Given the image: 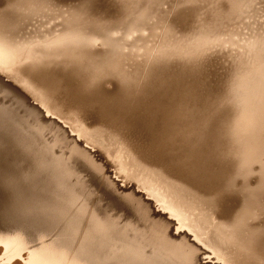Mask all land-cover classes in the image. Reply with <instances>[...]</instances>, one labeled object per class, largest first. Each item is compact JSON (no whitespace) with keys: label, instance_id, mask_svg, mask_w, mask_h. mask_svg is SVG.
Returning <instances> with one entry per match:
<instances>
[{"label":"rangeland","instance_id":"rangeland-1","mask_svg":"<svg viewBox=\"0 0 264 264\" xmlns=\"http://www.w3.org/2000/svg\"><path fill=\"white\" fill-rule=\"evenodd\" d=\"M2 1L0 78L108 158L99 157L115 183L149 197L145 200L180 226L190 242L196 238L204 263L264 264V0ZM78 91L82 98L74 96Z\"/></svg>","mask_w":264,"mask_h":264},{"label":"bare ground","instance_id":"bare-ground-1","mask_svg":"<svg viewBox=\"0 0 264 264\" xmlns=\"http://www.w3.org/2000/svg\"><path fill=\"white\" fill-rule=\"evenodd\" d=\"M2 1V0H1ZM4 1V0H3ZM2 1V2H3ZM85 1V0H84ZM87 1V0H86ZM85 1V2H86ZM100 1V0H99ZM103 1V0H102ZM147 1V0H146ZM156 1V0H155ZM6 2V1H5ZM84 2V6L86 3ZM90 2V1H89ZM95 1H93L94 3ZM101 2V1H100ZM104 2H107L104 0ZM139 2V1H138ZM148 2V1H147ZM151 2V1H150ZM190 2V1H189ZM196 2V1H195ZM4 3V2H3ZM40 3V2H39ZM71 3V2H70ZM75 3V2H74ZM91 3V2H90ZM103 3V2H102ZM109 3V2H108ZM106 3V4H108ZM175 3V2H174ZM9 4V3H8ZM11 4V3H10ZM92 4V3H91ZM111 4V3H110ZM127 4V3H126ZM136 4V2H135ZM143 4V3H142ZM141 4V5H142ZM153 5V3L151 2ZM76 5V4H74ZM82 5V4H81ZM89 5V4H88ZM93 5V4H92ZM96 5V4H95ZM119 5V4H116ZM115 5V6H116ZM149 5V4H148ZM178 5V4H177ZM197 5V4H196ZM207 5V4H206ZM72 6V5H71ZM99 6V3H98ZM112 6V4H111ZM124 6V5H123ZM144 6V5H143ZM155 6V5H154ZM166 6V5H165ZM187 6V5H186ZM185 6V7H186ZM202 6V5H201ZM74 7V6H73ZM90 7V6H89ZM100 7V6H99ZM104 7V5L102 6ZM106 7V6H105ZM110 7V6H108ZM145 7V6H144ZM147 7V6H146ZM192 7V6H191ZM200 7V6H198ZM228 7V6H227ZM84 8V7H83ZM87 8V6H86ZM113 8V7H112ZM122 8V7H121ZM136 8V7H135ZM148 8V7H147ZM197 8V7H196ZM93 9V6L90 8ZM88 9V10H90ZM132 9V8H131ZM142 9V8H141ZM155 9V8H154ZM24 10V9H23ZM47 10V9H46ZM50 10V9H49ZM86 10V9H85ZM84 10V11H85ZM118 10V9H117ZM116 10V11H117ZM130 10V9H128ZM138 10V9H137ZM215 10V9H214ZM10 11V10H9ZM26 11V10H25ZM43 11V10H42ZM108 11V10H107ZM115 11V12H116ZM119 11V10H118ZM121 11V10H120ZM143 11V10H142ZM153 11V10H152ZM11 12V11H10ZM38 12V11H37ZM94 12V11H93ZM92 12V13H93ZM97 12V11H96ZM123 12V11H122ZM134 12V11H133ZM132 12V13H133ZM179 12V11H178ZM218 12V11H217ZM9 13V12H8ZM89 13V12H88ZM87 13V14H88ZM126 13V11H125ZM141 13V11H139ZM138 13V14H139ZM143 13V12H142ZM150 12H148L149 14ZM164 13V11H163ZM167 13V11H166ZM174 13V12H173ZM194 13V12H193ZM6 14V12H5ZM58 14V13H57ZM61 14V13H60ZM119 14V13H117ZM152 15L154 13H151ZM169 14V13H167ZM183 14V13H182ZM190 14H192L190 12ZM34 15V14H33ZM38 15V14H37ZM108 15V14H107ZM122 15V14H121ZM155 15V14H154ZM188 15V14H187ZM10 16V15H8ZM40 16V14H39ZM53 16V15H52ZM118 16V15H117ZM126 16V15H125ZM140 16V14H139ZM145 15H143L144 17ZM157 16V15H156ZM180 15L178 14V17ZM184 16V15H183ZM16 17V16H15ZM56 17V16H55ZM100 17V16H98ZM138 17V15H137ZM141 17V16H140ZM147 17V16H146ZM177 17V16H176ZM177 17V18H178ZM7 18V17H6ZM25 18V17H24ZM28 18V16H27ZM44 18V17H43ZM67 18V17H66ZM90 18H92L90 16ZM95 18V17H94ZM103 18V17H102ZM150 18V17H149ZM152 18V17H151ZM154 18V17H153ZM4 19V18H3ZM63 19V18H62ZM89 19V18H88ZM182 19V18H181ZM186 19V17H185ZM184 19V20H185ZM189 19V18H187ZM1 20V19H0ZM14 20V19H13ZM35 20V19H34ZM59 20V19H58ZM138 20V19H137ZM148 20V19H147ZM102 21V20H101ZM119 21V20H118ZM117 21V22H118ZM142 21V20H140ZM151 21V20H150ZM165 21V20H164ZM176 21V20H175ZM186 21V20H185ZM3 22V21H2ZM9 22V21H8ZM96 22V21H95ZM99 22V21H98ZM115 22V21H114ZM143 22V21H142ZM42 23V22H41ZM46 23V22H45ZM67 23V22H66ZM147 23V22H145ZM143 23V24H145ZM156 23V22H155ZM141 24V23H140ZM148 24V23H147ZM146 24V25H147ZM159 24V23H158ZM26 25V24H25ZM44 25V24H43ZM46 25V24H45ZM7 26V25H6ZM36 26V25H35ZM48 26V25H47ZM94 26V25H93ZM181 26V25H180ZM23 27V26H22ZM50 27V26H49ZM143 27V26H142ZM164 27V26H163ZM19 28V26H18ZM25 28V27H24ZM45 28V27H44ZM169 28V27H168ZM38 29V28H35ZM63 29V28H62ZM157 29V28H156ZM184 29V28H183ZM192 29V28H191ZM29 30V29H28ZM68 30V29H66ZM92 30V29H91ZM146 30V29H145ZM165 30V29H164ZM36 31V30H35ZM39 31V30H38ZM45 31V30H44ZM160 31V30H159ZM182 31V30H180ZM191 31V30H190ZM86 32V31H85ZM169 32V31H168ZM1 33V32H0ZM42 33V32H41ZM49 33V32H48ZM65 33V32H64ZM75 33V32H74ZM38 35V33H36ZM85 34V33H84ZM185 34V33H184ZM9 35V34H8ZM21 35V34H20ZM19 35V36H20ZM82 35V34H80ZM188 35V34H187ZM14 36V35H13ZM29 36V35H28ZM35 36V33H34ZM33 37V35H32ZM38 37V36H37ZM167 37V36H166ZM27 38V37H26ZM69 38V37H68ZM183 38V37H181ZM33 39V38H32ZM36 39V38H35ZM51 39V38H50ZM170 39V38H169ZM21 40V39H19ZM25 40V39H24ZM29 40V39H28ZM27 40V43H28ZM64 40V39H63ZM22 41V40H21ZM10 42V41H9ZM38 42V41H37ZM62 42V41H61ZM78 42V41H77ZM22 43V42H21ZM25 43V41L23 42ZM22 43V44H23ZM31 43V41H30ZM29 43V44H30ZM35 43V42H34ZM74 43V42H73ZM166 43V42H165ZM10 44V43H9ZM26 44V43H25ZM47 44V43H46ZM55 44V43H54ZM63 44V43H62ZM82 44V43H81ZM84 44V43H83ZM115 44V43H114ZM21 45V44H20ZM79 46V42L77 44ZM87 45V43H86ZM160 45V44H159ZM6 46V45H5ZM82 46V45H81ZM45 47V46H44ZM13 48V47H12ZM16 48V47H15ZM42 48V47H41ZM46 48V47H45ZM59 48V46H58ZM72 47H70L71 49ZM109 48V47H108ZM115 48V47H114ZM159 48V47H158ZM162 48V47H161ZM179 48V47H178ZM8 49V48H7ZM43 49V48H42ZM83 49V48H81ZM105 49V48H103ZM113 49V47H112ZM163 49V48H162ZM60 50V49H59ZM68 50V49H67ZM73 50V49H72ZM116 50V49H115ZM159 50V49H158ZM164 50V49H163ZM16 51V50H15ZM57 51V50H56ZM61 51V50H60ZM78 51V50H77ZM89 51V50H88ZM87 51V52H88ZM107 51V47H106ZM128 51V50H127ZM3 52V50H2ZM5 52V51H4ZM10 53V51L8 50ZM69 52V51H68ZM74 52V51H73ZM82 52V51H80ZM84 52V50H83ZM86 52V53H87ZM92 52V51H91ZM113 52V51H112ZM110 52V53H112ZM126 52V51H125ZM6 53V52H5ZM4 53V54H5ZM62 53V52H61ZM78 53V52H77ZM108 53V51H107ZM14 54V53H13ZM20 54V53H19ZM18 54V55H19ZM58 54V53H57ZM99 54V53H98ZM125 54V53H124ZM172 54V53H171ZM6 55V54H5ZM27 55V54H26ZM46 55V54H45ZM86 55V54H85ZM93 55V52L90 56ZM95 55V54H94ZM97 55V54H96ZM16 56V55H15ZM31 56V55H29ZM28 56V57H29ZM56 56V55H55ZM60 56V55H59ZM89 56V55H88ZM119 56V55H118ZM128 56V55H127ZM134 56V55H133ZM64 57V56H62ZM61 57V58H62ZM79 57V56H78ZM86 57V56H85ZM83 57V58H85ZM226 57V56H225ZM9 58V57H8ZM18 58V57H17ZM40 58V57H39ZM71 58V57H70ZM73 58V57H72ZM95 58V57H94ZM100 58V57H99ZM127 58V57H126ZM217 58V57H216ZM36 59V58H35ZM53 59V58H52ZM60 59V58H59ZM87 59V58H86ZM90 60L92 58H89ZM148 59V58H147ZM206 59V58H204ZM16 60V59H15ZM25 60V59H24ZM63 60V59H62ZM94 60V59H92ZM114 60V59H113ZM127 60V59H126ZM12 61V60H11ZM14 61V60H13ZM57 61V60H56ZM80 61V60H78ZM116 61V60H115ZM131 61V60H129ZM136 61V60H135ZM138 61V60H137ZM174 61V60H173ZM208 61V60H207ZM30 62V61H29ZM54 62V61H53ZM58 62V61H57ZM105 62V61H104ZM175 62V61H174ZM202 62V61H201ZM200 62V63H201ZM211 62V61H210ZM5 63V62H4ZM39 63V62H38ZM62 63V62H61ZM75 63V62H74ZM110 63V62H109ZM122 63V62H121ZM143 63V62H142ZM172 63V62H171ZM198 63V62H197ZM43 65V64H42ZM45 65V64H44ZM51 65V64H50ZM59 65V64H58ZM84 65V64H83ZM169 65V64H168ZM171 65V64H170ZM62 66V65H61ZM66 66V65H65ZM82 66V65H81ZM80 66V67H81ZM90 66V65H89ZM95 66V64L93 65ZM130 66V65H129ZM180 66V65H179ZM189 66V65H188ZM223 66V65H222ZM139 67V66H138ZM191 67V66H190ZM196 67V66H195ZM211 67V66H210ZM56 68V67H55ZM54 68V70H55ZM63 68V67H62ZM66 68V67H64ZM175 68V67H174ZM184 68V67H182ZM216 68V67H215ZM58 69V68H56ZM74 69V68H73ZM72 69V71H73ZM79 69V68H78ZM86 69H83L85 72ZM97 69V68H96ZM190 69V68H189ZM202 68H200L201 70ZM226 69V68H225ZM46 70V69H44ZM70 70V69H69ZM68 70V71H69ZM148 70V69H147ZM151 70V69H150ZM153 70V69H152ZM34 71V70H33ZM37 71V70H36ZM39 71V70H38ZM43 71V70H42ZM48 71V70H46ZM44 71V72H46ZM67 71V70H66ZM149 71V70H148ZM189 71V70H188ZM192 71V70H191ZM221 71V70H220ZM2 72V71H1ZM61 72L62 69H61ZM65 72V70H64ZM63 72V73H64ZM159 72V71H158ZM211 72V71H210ZM214 72V71H213ZM4 73V72H3ZM6 73V72H5ZM23 73V72H22ZM33 73V72H32ZM36 73V72H35ZM34 73V74H35ZM40 73V72H39ZM49 73V71L47 72ZM55 73V72H54ZM53 73V74H54ZM58 73V72H57ZM60 73V71H59ZM68 73V72H67ZM72 73V72H71ZM75 73V72H73ZM80 74L82 72H79ZM87 73V72H86ZM26 74V73H25ZM46 74V73H45ZM62 74V73H61ZM65 74V73H64ZM78 74V73H77ZM150 74V73H149ZM154 74V73H153ZM201 74V73H200ZM3 75V74H2ZM27 75V74H26ZM25 75V77H26ZM31 75V74H30ZM38 75V73H37ZM42 75V74H41ZM40 75V76H41ZM44 75V73H43ZM51 75V71L50 74ZM56 75V73H55ZM59 75V74H58ZM63 75V74H62ZM67 75V74H66ZM85 75V74H84ZM83 75V76H84ZM90 75V74H88ZM129 75V74H128ZM141 75V74H140ZM224 75V74H223ZM233 75V74H232ZM36 76V75H35ZM74 76V75H73ZM146 76V75H145ZM151 76V75H150ZM178 76V75H177ZM6 77V76H5ZM28 77V76H27ZM32 77V75H31ZM43 77V76H42ZM46 77V75H45ZM49 77V76H48ZM51 77V76H50ZM49 77V78H50ZM55 77V76H54ZM58 77V76H57ZM55 77V78H57ZM66 77V76H65ZM70 77V76H69ZM77 77V75H76ZM89 77V76H88ZM91 77V76H90ZM124 77V76H123ZM126 77V76H125ZM147 77V76H146ZM149 77V76H148ZM167 77V76H166ZM187 77V76H186ZM37 78L34 77V79ZM47 78V77H46ZM53 78V77H52ZM61 78V77H60ZM84 78V77H83ZM134 78V77H132ZM159 78V77H158ZM185 78V77H184ZM196 78V77H195ZM204 78V77H203ZM214 78V77H212ZM228 78V77H227ZM14 79V78H13ZM48 79V78H47ZM65 79V78H64ZM63 79V80H64ZM69 79V78H68ZM72 79V77H71ZM81 79V78H80ZM87 79V78H86ZM94 79V78H93ZM168 79V78H167ZM5 80V79H4ZM0 78V264H212L101 154ZM30 80V79H28ZM27 80V81H28ZM46 80V79H45ZM60 80V79H58ZM62 80V79H61ZM62 80V81H63ZM67 80V79H66ZM65 80V81H66ZM143 80V79H142ZM170 80V79H169ZM194 80V78H193ZM218 80V79H217ZM61 81V82H62ZM73 81V79H72ZM81 81V80H80ZM93 81V80H91ZM137 81V80H136ZM149 81V80H148ZM156 81V80H155ZM38 82V81H37ZM41 82V81H40ZM83 82V81H81ZM143 82V81H142ZM146 82V81H145ZM32 83V82H31ZM42 83V82H41ZM46 83V82H45ZM52 83V81H51ZM73 83V82H72ZM84 83H86L84 81ZM93 83V82H91ZM90 83V84H91ZM201 83V82H200ZM29 84V83H28ZM53 84V83H52ZM67 84V83H66ZM80 84V83H79ZM54 85V84H53ZM78 85V84H77ZM84 86V84H82ZM110 85V84H108ZM143 85V84H142ZM150 85V84H149ZM155 85V84H154ZM162 85V83H161ZM177 85V84H176ZM206 85V84H205ZM57 86V85H56ZM203 86V85H202ZM27 87V86H26ZM41 87V86H40ZM68 87V86H67ZM80 85L78 86V88ZM86 87V86H85ZM94 87V86H93ZM106 87V86H105ZM186 87V86H185ZM200 87V86H199ZM87 88V87H86ZM85 90H88L86 89ZM90 88V86H89ZM117 87H115L116 89ZM156 88V87H155ZM164 88V87H163ZM170 88V87H169ZM21 89V88H20ZM41 89V88H40ZM51 89V88H50ZM53 89V88H52ZM63 89V88H62ZM73 89V88H71ZM80 89V88H79ZM96 89H99L96 88ZM102 89V88H101ZM186 89V88H185ZM49 90V89H47ZM77 90V89H76ZM92 90V89H91ZM104 90V89H102ZM119 90V89H118ZM43 92V90H38ZM64 91V90H63ZM62 91V92H63ZM82 91V90H81ZM90 91V89H89ZM93 91V90H92ZM107 91V90H106ZM113 91V90H112ZM116 91V90H114ZM121 91V90H119ZM49 92V91H48ZM56 91L53 92V94ZM58 92V90H57ZM66 92V90H65ZM71 92V90H70ZM77 92L74 96H80ZM85 92V91H84ZM166 92V91H165ZM164 92V93H165ZM168 92V91H167ZM182 92V91H180ZM27 93V92H26ZM51 93V92H50ZM79 93V94H78ZM88 96L90 95L89 92ZM106 93V92H105ZM116 93V92H115ZM52 94V93H51ZM64 94V93H62ZM66 94V93H65ZM84 94V93H83ZM108 94V91H107ZM110 94V92H109ZM120 94V93H119ZM188 94V93H187ZM205 94V93H203ZM27 95V94H26ZM30 95V94H29ZM33 95V94H32ZM35 95V94H34ZM40 95V94H39ZM70 95V94H69ZM92 95V92H91ZM97 95V94H96ZM95 95V96H96ZM99 95V94H98ZM113 95V94H111ZM169 95V94H168ZM208 95V94H207ZM57 96V95H56ZM72 96V93H71ZM77 96V97H78ZM83 96V95H82ZM101 96V94H100ZM114 96V95H113ZM119 96V95H118ZM134 96V95H133ZM162 96V95H161ZM188 96V95H187ZM42 97V96H41ZM85 97V96H84ZM90 97V96H89ZM104 97H108L104 96ZM117 97V95H116ZM116 97H114L116 99ZM123 97V96H120ZM119 97V98H120ZM137 97V96H136ZM159 97V96H158ZM48 98V97H47ZM58 98V97H57ZM82 98V97H81ZM97 98V97H96ZM95 98V99H96ZM113 98V99H114ZM160 98V97H159ZM163 98V97H161ZM189 98V97H188ZM209 98V97H208ZM225 98V97H224ZM53 99V98H52ZM71 99V98H70ZM99 99V98H98ZM110 99V98H109ZM112 99V101H113ZM125 99V98H124ZM140 99V98H139ZM167 99V98H166ZM173 99V98H172ZM178 99V98H177ZM63 100V99H62ZM83 100V99H82ZM87 100V99H86ZM92 100V98H91ZM102 100V98H101ZM111 100V99H110ZM122 100V99H121ZM134 100V99H133ZM164 100V98H163ZM196 100V99H195ZM50 101V99H49ZM52 101V100H51ZM94 101V99H93ZM91 101V102H93ZM103 101V100H102ZM111 101V102H112ZM118 101V99H117ZM143 101V100H142ZM193 101V100H192ZM218 101V100H217ZM41 102V101H40ZM68 102V101H67ZM72 102V100H71ZM76 102V101H75ZM81 102V101H80ZM88 102V101H87ZM90 102V103H91ZM95 102V101H94ZM97 102V101H96ZM100 102V101H98ZM107 102V101H106ZM109 102V101H108ZM123 102V101H122ZM125 102V101H124ZM181 102V100H180ZM60 103V102H59ZM64 103V102H63ZM120 103V102H118ZM139 103V102H138ZM174 103V102H173ZM176 103V99H175ZM195 103V102H194ZM215 103V102H214ZM58 104V103H56ZM77 104V103H76ZM95 104V103H94ZM93 104V105H94ZM99 104V103H98ZM101 104V103H100ZM108 104V103H107ZM122 104V103H121ZM136 104V103H135ZM143 104V103H142ZM148 104V103H147ZM206 104V102H205ZM208 104V103H207ZM229 104V103H228ZM60 105V104H59ZM68 105V103H67ZM83 105V104H82ZM113 105V104H112ZM145 105V104H144ZM174 105V104H173ZM195 105V104H194ZM200 105V104H199ZM232 105V104H231ZM52 106V105H51ZM80 106V104H79ZM89 106V105H88ZM91 106V105H90ZM89 106V107H90ZM123 106V105H122ZM60 107V106H59ZM84 107V106H83ZM87 107V106H86ZM108 107V106H107ZM116 108L118 107L115 106ZM128 107V106H126ZM155 107V106H154ZM213 107V106H212ZM228 107V106H227ZM56 108V106L54 107ZM62 108V107H61ZM92 108V107H91ZM103 108V107H102ZM111 108V107H110ZM109 108V111H111ZM114 108V107H113ZM112 108V109H113ZM140 108V107H139ZM168 108V107H167ZM171 108V107H170ZM93 109V108H92ZM106 109V107H105ZM104 109V110H105ZM115 109V108H114ZM134 109V108H133ZM172 109V108H171ZM233 109V107H232ZM48 110V109H47ZM79 110V109H78ZM97 110V109H96ZM116 110V109H115ZM124 110V109H122ZM121 110V111H122ZM137 110V109H136ZM159 110V109H158ZM184 110V109H183ZM199 110V109H198ZM221 110V107H220ZM234 110V109H233ZM232 110V111H233ZM67 111V110H66ZM100 111V110H99ZM117 111V110H116ZM121 111L119 113H121ZM167 111V110H166ZM170 111V110H169ZM168 111V112H169ZM213 111V110H212ZM215 111V110H214ZM97 112V111H96ZM107 112V111H106ZM112 112V111H111ZM147 112V111H146ZM206 112V111H204ZM219 112V111H218ZM225 112V111H224ZM236 112V111H235ZM234 112V113H235ZM92 113V112H91ZM101 113V112H100ZM99 113V114H100ZM104 113V112H102ZM101 113V114H102ZM114 113V111H113ZM217 113V112H216ZM231 113V112H230ZM233 113V112H232ZM65 114V113H64ZM100 114V115H101ZM109 114V113H108ZM108 114H105L108 116ZM118 112L115 114L116 116ZM50 115V114H49ZM114 115V116H115ZM129 115V114H128ZM162 115V114H161ZM183 115V114H182ZM199 115V114H198ZM217 115V114H216ZM214 115V116H216ZM127 116V115H126ZM125 116V117H126ZM134 116V115H133ZM159 116V115H158ZM157 116V117H158ZM195 116V115H194ZM213 116V115H212ZM220 115H218L219 117ZM232 116V115H231ZM56 117V116H55ZM109 117V116H108ZM143 117V116H142ZM145 117V116H144ZM192 117V116H191ZM217 117V118H218ZM233 117V116H232ZM105 118V117H104ZM110 118V117H109ZM170 118V117H169ZM189 118V117H187ZM221 118V117H220ZM59 119V118H58ZM111 119V118H110ZM118 119V118H117ZM116 119V120H117ZM120 119V117H119ZM142 119V118H141ZM192 119V118H191ZM211 119V118H210ZM233 119V118H232ZM133 120V119H132ZM224 120V119H223ZM230 120V118H229ZM72 121V119H71ZM115 121V119H114ZM142 121V120H141ZM220 121V120H219ZM222 121V120H221ZM225 121V120H224ZM234 121V120H233ZM147 122V121H146ZM194 122V121H193ZM201 122V121H200ZM65 123V122H64ZM167 123V122H166ZM192 123V122H191ZM196 123V122H195ZM208 123V122H207ZM219 123V122H218ZM229 123V122H228ZM193 124V123H192ZM232 124V123H231ZM108 125V124H106ZM133 125V124H132ZM138 125V124H137ZM191 125V124H190ZM198 125V124H197ZM202 125V124H201ZM213 125V124H212ZM218 125V124H217ZM70 126V125H69ZM149 126V125H148ZM151 126V125H150ZM208 126V125H207ZM211 126V125H210ZM216 126V125H215ZM230 126V125H229ZM117 127V126H116ZM134 127V126H133ZM136 127V126H135ZM152 127V126H151ZM155 127V126H154ZM223 127V125H222ZM221 127V129H222ZM231 127V126H230ZM78 128V127H77ZM89 128V127H88ZM127 128V127H126ZM129 128V127H128ZM142 128V127H141ZM152 129V128H151ZM196 129V126H195ZM230 129V128H229ZM79 130V129H78ZM119 130V129H118ZM172 130V129H171ZM226 130V129H225ZM139 131V130H138ZM137 131V132H138ZM155 131V130H153ZM184 131V130H183ZM222 131V130H221ZM224 131V130H223ZM130 132V131H129ZM163 132V131H162ZM165 132V131H164ZM177 132V131H176ZM204 132V131H203ZM216 132V131H215ZM230 132V131H229ZM88 133V132H87ZM104 133V132H103ZM224 133V132H223ZM222 133V134H223ZM81 134V133H80ZM161 134V133H159ZM172 133H170L171 135ZM177 134V133H176ZM202 134V133H201ZM214 134V133H213ZM220 134V135H222ZM82 135V134H81ZM99 135V134H98ZM121 135V134H120ZM130 135V134H129ZM133 135V134H132ZM141 135V134H140ZM174 135V134H173ZM228 135V133H227ZM186 136V135H185ZM205 136V135H203ZM214 136V135H213ZM77 137V136H76ZM121 137V136H120ZM144 137V136H143ZM149 137V136H148ZM178 137V136H177ZM227 137V136H226ZM79 138V137H78ZM173 138V137H172ZM184 138V137H183ZM202 138V137H201ZM90 139V138H89ZM149 139V138H148ZM147 139V140H148ZM154 139V138H153ZM186 139V138H185ZM206 139V138H205ZM225 139V137H224ZM85 140V138H84ZM142 140V139H141ZM158 140V139H157ZM168 140V139H167ZM172 140V139H171ZM175 139L174 141H176ZM192 140V139H191ZM211 140V139H210ZM226 140V139H225ZM89 141V140H88ZM135 141V140H134ZM150 141V140H149ZM193 141V140H192ZM191 141V142H192ZM198 141V140H197ZM224 141V140H223ZM189 142V141H188ZM205 142V141H204ZM89 143V142H87ZM155 143V142H154ZM187 143V142H186ZM217 143V142H216ZM227 143V142H226ZM225 143V144H226ZM180 144V143H179ZM214 144V143H213ZM220 144V143H219ZM224 144V145H225ZM230 144V143H229ZM85 145V146H84ZM90 145V143H89ZM88 145V146H89ZM94 145V144H93ZM96 145V144H95ZM183 145V144H182ZM181 145V146H182ZM216 145V144H215ZM227 145V144H226ZM158 146V145H157ZM193 146V145H192ZM204 147V145H202ZM200 146V147H202ZM218 146V145H217ZM171 147V146H170ZM188 147V145H187ZM198 147V146H197ZM223 147V145H222ZM95 148V147H94ZM180 148V147H179ZM96 149V148H95ZM134 149V148H133ZM194 149V148H193ZM222 149V148H220ZM144 150V149H143ZM156 150V149H155ZM165 150V149H164ZM174 150V149H173ZM177 150V149H176ZM183 150V149H182ZM198 150V149H197ZM210 150V149H209ZM213 150V149H212ZM211 150V151H212ZM219 150V149H218ZM101 151V150H100ZM99 151V152H100ZM135 151V150H134ZM139 151V150H138ZM159 151V150H158ZM199 151V150H198ZM223 151V150H222ZM227 151V150H226ZM230 151V150H229ZM98 152V150H97ZM103 152V151H102ZM200 152V151H199ZM207 152V151H206ZM209 152V151H208ZM219 152V151H218ZM105 153V152H104ZM107 153V152H106ZM145 153V152H144ZM184 153V151H183ZM220 153V152H219ZM224 153V152H223ZM229 153V152H228ZM146 154V153H145ZM160 154V153H159ZM190 154V153H189ZM211 154V153H210ZM215 154V153H214ZM140 155V154H139ZM147 155V154H146ZM176 155V154H175ZM183 155V154H182ZM202 155V153H201ZM223 155V154H222ZM107 156V155H106ZM110 156V155H109ZM118 156V155H117ZM158 156V155H156ZM179 157V155L177 154ZM176 156V157H177ZM196 156V155H195ZM104 157V155H103ZM145 157V156H144ZM167 157V156H165ZM200 157V156H199ZM208 157V155H207ZM227 157V156H226ZM106 157H104L105 159ZM112 158V157H111ZM117 158V157H116ZM146 158V157H145ZM203 158V157H202ZM206 158V157H205ZM215 158V157H214ZM108 159V158H106ZM165 159V158H164ZM200 159V158H199ZM204 159V158H203ZM202 159V160H203ZM209 159V157L207 158ZM145 160V159H144ZM163 160V159H162ZM196 160V159H195ZM226 160V159H225ZM231 160V159H230ZM120 161V160H118ZM151 161V160H150ZM182 161V160H181ZM210 161V160H209ZM228 161V160H227ZM112 162V161H111ZM184 162V161H183ZM196 162V161H194ZM199 162V161H198ZM211 162V161H210ZM176 163V161L174 162ZM112 164V163H111ZM165 164V163H164ZM184 164V163H183ZM186 164V163H185ZM188 164V163H187ZM194 164V163H193ZM208 164V162H207ZM113 165V164H112ZM190 165V163H189ZM200 166V164L198 163ZM214 165V164H213ZM125 166V165H123ZM134 166V165H133ZM181 166V165H180ZM202 166V164H201ZM109 167V166H108ZM151 167V164H150ZM160 167V166H159ZM191 167V166H190ZM195 167V166H193ZM207 167V166H206ZM232 167V166H231ZM111 168V167H109ZM126 168V167H125ZM131 168V167H129ZM162 168V167H161ZM170 168V166H169ZM172 168V167H171ZM192 168V167H191ZM197 168V167H196ZM194 168V169H196ZM202 168V167H201ZM228 168V167H227ZM119 169V168H118ZM133 169V168H132ZM159 169V168H158ZM165 169V168H164ZM167 169V168H166ZM177 169V167H176ZM218 169V168H217ZM123 170V169H122ZM128 170V168L126 169ZM155 170V169H153ZM186 170V169H185ZM199 170V169H198ZM208 170V169H207ZM116 171V170H115ZM114 171V173H115ZM194 171V170H193ZM113 172V170H112ZM123 172V171H122ZM135 172V171H134ZM170 172V171H169ZM185 172V171H183ZM201 172V171H200ZM220 172V171H219ZM117 173V172H116ZM138 173V171H137ZM176 173V172H175ZM195 173V172H194ZM198 173V172H197ZM202 173V172H201ZM200 173V174H201ZM204 173V171H203ZM209 173V172H208ZM124 174V173H123ZM133 174V173H132ZM186 174V173H185ZM191 174H193L191 172ZM199 174V173H198ZM113 175V174H112ZM116 175V174H115ZM126 175V174H125ZM215 175V173H214ZM217 175V174H216ZM118 176V175H117ZM180 176V175H179ZM183 176V174H182ZM195 176V175H193ZM205 176V175H204ZM126 177V176H125ZM129 177V176H128ZM134 177V176H133ZM190 177V175H189ZM131 178V177H130ZM192 178V177H191ZM196 178V177H195ZM212 178V177H211ZM222 178V177H221ZM135 179V178H134ZM199 179V178H198ZM124 180V179H123ZM139 180V179H138ZM169 180V179H168ZM174 180V179H172ZM130 181V180H129ZM176 181V180H175ZM134 182V181H133ZM191 182V181H190ZM202 180L198 181V183ZM221 182V181H220ZM184 183V182H183ZM197 183V182H196ZM125 184V183H124ZM195 184V182H194ZM149 185V184H148ZM191 185V184H190ZM203 185V184H202ZM206 185V183H205ZM204 185V186H205ZM212 185V184H211ZM218 185V184H217ZM126 186V185H125ZM142 186V185H141ZM194 186V185H193ZM128 187V186H127ZM207 187V186H206ZM224 187V186H223ZM197 188V187H196ZM200 188V187H199ZM139 190V189H138ZM149 191V190H148ZM176 191V190H175ZM221 191V190H220ZM140 192V191H139ZM166 192V191H165ZM223 192V191H222ZM221 192V193H222ZM146 193V192H145ZM203 193V192H202ZM208 193V192H207ZM219 193V192H218ZM151 194V193H150ZM215 195V194H214ZM158 196V195H157ZM229 196V195H228ZM152 197V196H151ZM149 198V197H147ZM146 198V199H147ZM234 198V197H233ZM155 199V198H154ZM222 199V198H221ZM235 199V198H234ZM151 200V199H150ZM223 200V199H222ZM229 200V199H228ZM168 201V200H167ZM232 201V200H231ZM234 201V200H233ZM183 202V201H182ZM219 202V201H218ZM225 202V201H224ZM236 202V201H235ZM159 203V202H158ZM229 203V202H228ZM231 203V202H230ZM222 204V203H221ZM234 204V203H233ZM178 205V204H177ZM220 205V204H219ZM171 206V205H170ZM218 206V205H217ZM225 206V205H224ZM162 207V206H161ZM226 207V206H225ZM180 208V207H179ZM234 208V207H233ZM164 211V209H161ZM172 210V209H171ZM232 210V209H231ZM160 212V213H159ZM165 214V213H163ZM170 214V213H169ZM194 214V213H193ZM172 215V214H171ZM169 217V216H168ZM171 218V217H169ZM181 218V217H180ZM181 220V219H180ZM192 220V219H191ZM183 221V220H182ZM181 221V222H182ZM175 222V221H174ZM200 223V222H199ZM210 223V222H209ZM180 225V224H179ZM194 226V225H193ZM202 226V225H201ZM206 228V227H205ZM204 229V228H203ZM210 229V228H209ZM181 230V229H180ZM190 230V229H189ZM217 232V231H216ZM239 233V232H238ZM237 235V234H235ZM191 236V235H190ZM242 236V235H241ZM235 237V236H234ZM240 237V236H239ZM243 237V236H242ZM192 238V237H191ZM237 238V237H236ZM232 239V238H231ZM240 239V238H239ZM245 239V238H244ZM215 240V239H214ZM256 240V239H255ZM261 240V239H260ZM246 241V240H245ZM249 241V240H248ZM253 241V239L251 240ZM255 242V241H254ZM257 242V241H256ZM203 243V242H202ZM230 243V242H229ZM237 243V242H236ZM244 243V242H243ZM261 243V242H259ZM247 244V243H245ZM253 244V243H252ZM200 245V244H199ZM251 245V244H250ZM255 245V244H254ZM260 245V244H259ZM244 246V245H243ZM250 247V246H248ZM254 249V248H253ZM224 252V251H223ZM230 252V251H229ZM251 252V251H250ZM208 253V252H207ZM206 253V255H207ZM242 253V252H241ZM248 253V252H247ZM209 254V253H208ZM236 254V253H235ZM249 254V253H248ZM227 255V254H225ZM250 255V254H249ZM244 256V255H243ZM248 256V255H247ZM209 257V256H208ZM245 257V256H244ZM230 259V258H228ZM241 259V258H240ZM218 261V260H217ZM231 261V260H230ZM232 262V261H231ZM234 262V261H233Z\"/></svg>","mask_w":264,"mask_h":264}]
</instances>
